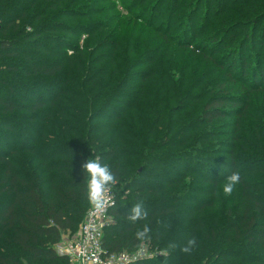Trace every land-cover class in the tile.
<instances>
[{
    "label": "trees",
    "instance_id": "16d2710c",
    "mask_svg": "<svg viewBox=\"0 0 264 264\" xmlns=\"http://www.w3.org/2000/svg\"><path fill=\"white\" fill-rule=\"evenodd\" d=\"M96 154L107 254L143 198L171 224L149 250L199 247L129 264H264V0H0V264H71Z\"/></svg>",
    "mask_w": 264,
    "mask_h": 264
},
{
    "label": "clouds",
    "instance_id": "9594fccd",
    "mask_svg": "<svg viewBox=\"0 0 264 264\" xmlns=\"http://www.w3.org/2000/svg\"><path fill=\"white\" fill-rule=\"evenodd\" d=\"M81 172L85 176L84 194L90 208L96 213H103L108 207H115L116 201L112 194L118 184L121 186V181L113 167L107 161L102 162L101 157L96 154L85 159L81 165ZM240 182L239 171L227 176L220 186L224 197L231 196ZM125 219L129 225L134 226L131 239L134 248L133 261L144 258L154 259L157 254L162 255L165 260L177 249L191 255L199 247L196 237L190 236L183 243L169 240L164 247L155 252L150 251L148 245L153 236L158 235L162 230H168L171 224L158 215L150 214L143 198L137 199L132 204Z\"/></svg>",
    "mask_w": 264,
    "mask_h": 264
},
{
    "label": "built area",
    "instance_id": "2783aa9c",
    "mask_svg": "<svg viewBox=\"0 0 264 264\" xmlns=\"http://www.w3.org/2000/svg\"><path fill=\"white\" fill-rule=\"evenodd\" d=\"M112 195L115 199L114 192ZM110 208L111 206L103 213H96L90 208L80 229L74 234H66L57 244V252L67 256L71 264H129L132 262L134 251L107 254L103 249L104 228L113 220L109 214Z\"/></svg>",
    "mask_w": 264,
    "mask_h": 264
},
{
    "label": "rangeland",
    "instance_id": "374dc122",
    "mask_svg": "<svg viewBox=\"0 0 264 264\" xmlns=\"http://www.w3.org/2000/svg\"><path fill=\"white\" fill-rule=\"evenodd\" d=\"M84 38H85V36L84 37H82V40H84ZM222 122H225L224 120H221L220 121V123H219V125H222L223 123ZM224 126V125H223ZM155 251V250H154Z\"/></svg>",
    "mask_w": 264,
    "mask_h": 264
}]
</instances>
